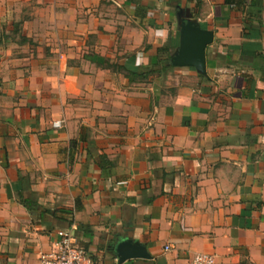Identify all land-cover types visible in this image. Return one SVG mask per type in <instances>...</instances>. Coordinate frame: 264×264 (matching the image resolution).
Wrapping results in <instances>:
<instances>
[{
	"label": "crops",
	"instance_id": "obj_1",
	"mask_svg": "<svg viewBox=\"0 0 264 264\" xmlns=\"http://www.w3.org/2000/svg\"><path fill=\"white\" fill-rule=\"evenodd\" d=\"M60 229L96 264H264V0H0V264Z\"/></svg>",
	"mask_w": 264,
	"mask_h": 264
},
{
	"label": "water",
	"instance_id": "obj_2",
	"mask_svg": "<svg viewBox=\"0 0 264 264\" xmlns=\"http://www.w3.org/2000/svg\"><path fill=\"white\" fill-rule=\"evenodd\" d=\"M211 31L200 28L195 22L185 20L181 24L178 51L172 57L175 66L193 67L198 72H205V48L211 43ZM119 262L131 257H147L142 246L133 245L129 241H121L117 246Z\"/></svg>",
	"mask_w": 264,
	"mask_h": 264
},
{
	"label": "built area",
	"instance_id": "obj_3",
	"mask_svg": "<svg viewBox=\"0 0 264 264\" xmlns=\"http://www.w3.org/2000/svg\"><path fill=\"white\" fill-rule=\"evenodd\" d=\"M62 120L52 122L54 128H59ZM52 250L39 255L37 264H96L86 250L80 246L72 229H60L56 232ZM170 247L166 246L168 250ZM215 257L212 254L196 253L192 258V264H214Z\"/></svg>",
	"mask_w": 264,
	"mask_h": 264
},
{
	"label": "trees",
	"instance_id": "obj_4",
	"mask_svg": "<svg viewBox=\"0 0 264 264\" xmlns=\"http://www.w3.org/2000/svg\"><path fill=\"white\" fill-rule=\"evenodd\" d=\"M130 79H131V77H130Z\"/></svg>",
	"mask_w": 264,
	"mask_h": 264
}]
</instances>
